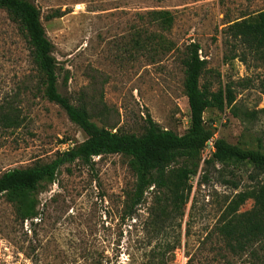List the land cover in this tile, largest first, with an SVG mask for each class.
Wrapping results in <instances>:
<instances>
[{
    "label": "rangeland",
    "instance_id": "rangeland-1",
    "mask_svg": "<svg viewBox=\"0 0 264 264\" xmlns=\"http://www.w3.org/2000/svg\"><path fill=\"white\" fill-rule=\"evenodd\" d=\"M31 1L53 45L59 92L99 127L140 136L150 117L184 134L190 114L182 60L197 43L206 61L200 87L228 86L235 97L233 109L204 112L206 127L214 138L264 153V53L254 56L223 33L264 11V0ZM153 11L170 12V28L153 22ZM6 105L20 124L0 125V175L48 163L85 138L43 96L27 38L0 9V107ZM211 152L208 144L188 201L176 207L157 203L163 192L152 188L134 204L136 177L123 155L61 166L38 193L36 219L21 222L0 196V264H264V233L241 248L220 231L230 201L264 177L244 163L205 166ZM158 204L165 214L157 218ZM253 206L247 199L237 214Z\"/></svg>",
    "mask_w": 264,
    "mask_h": 264
},
{
    "label": "trees",
    "instance_id": "trees-1",
    "mask_svg": "<svg viewBox=\"0 0 264 264\" xmlns=\"http://www.w3.org/2000/svg\"><path fill=\"white\" fill-rule=\"evenodd\" d=\"M0 9L7 12L27 38L32 61L43 86V96L60 106L85 136L81 143L66 149L48 163L12 169L0 175V196L13 205L21 222L37 218L38 193L54 182L61 166L75 161L88 165L94 157L123 155L129 159V166L136 177L132 199L136 205L143 201L150 188L163 192L155 198L157 203H169L176 207L187 202L192 190L190 179L197 174L202 151L209 142H212V152L204 159L205 166L219 164L224 167L244 163L264 177V153L214 138L212 130L205 125L203 115L207 109L216 107L222 110L225 106L233 109L235 97L228 86L215 92L200 87L199 80L206 61L200 58L197 43L186 47V57L182 60L184 92L190 114L185 133L178 135L162 129L150 117L142 135L120 133L99 127L91 121L85 109L74 106L67 96L59 92L57 61L53 56V45L41 23L39 8L31 0H0ZM149 15L153 22L165 29L172 25L173 16L168 11H153ZM223 33L228 42H239L248 53L260 56L264 53V11L229 23ZM64 80L66 82L67 79ZM19 124L18 115L11 106L0 107V125L4 129L17 128ZM175 164L181 166L175 168ZM247 199L254 201L252 210L237 214L238 208ZM164 214V207L158 204L154 215L158 218ZM225 215L227 219L220 231L234 239L237 246L242 248L244 243L263 234L264 180L247 191L237 193L222 218L225 219Z\"/></svg>",
    "mask_w": 264,
    "mask_h": 264
},
{
    "label": "built area",
    "instance_id": "built-area-1",
    "mask_svg": "<svg viewBox=\"0 0 264 264\" xmlns=\"http://www.w3.org/2000/svg\"><path fill=\"white\" fill-rule=\"evenodd\" d=\"M208 144H211L212 145V142H209ZM29 264V263H28Z\"/></svg>",
    "mask_w": 264,
    "mask_h": 264
}]
</instances>
